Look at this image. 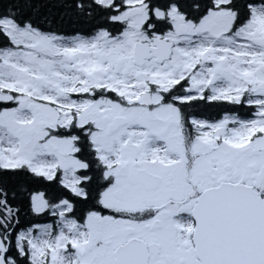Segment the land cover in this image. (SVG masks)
Returning a JSON list of instances; mask_svg holds the SVG:
<instances>
[{
    "label": "snow or ice",
    "instance_id": "obj_1",
    "mask_svg": "<svg viewBox=\"0 0 264 264\" xmlns=\"http://www.w3.org/2000/svg\"><path fill=\"white\" fill-rule=\"evenodd\" d=\"M0 264H264V0H0Z\"/></svg>",
    "mask_w": 264,
    "mask_h": 264
}]
</instances>
